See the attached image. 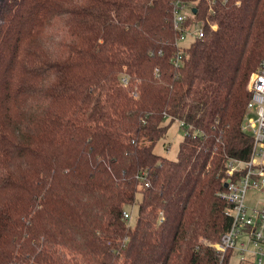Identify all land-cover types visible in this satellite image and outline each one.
Segmentation results:
<instances>
[{
  "label": "trees",
  "instance_id": "1",
  "mask_svg": "<svg viewBox=\"0 0 264 264\" xmlns=\"http://www.w3.org/2000/svg\"><path fill=\"white\" fill-rule=\"evenodd\" d=\"M263 58L264 0H0V264H220Z\"/></svg>",
  "mask_w": 264,
  "mask_h": 264
},
{
  "label": "built area",
  "instance_id": "2",
  "mask_svg": "<svg viewBox=\"0 0 264 264\" xmlns=\"http://www.w3.org/2000/svg\"><path fill=\"white\" fill-rule=\"evenodd\" d=\"M189 4L177 2L174 6V23L178 29L179 42L189 35L204 36L202 22L188 27ZM214 29L216 28L213 27ZM196 30V32H195ZM183 54L174 57L179 62ZM259 67L249 75L248 91L251 93L246 105L242 129L252 137L248 159H234L227 163L225 189L221 197L228 204L225 213L231 224L211 246L219 254L223 264L226 254L241 257L240 264H264V58ZM126 219L131 218L124 212Z\"/></svg>",
  "mask_w": 264,
  "mask_h": 264
},
{
  "label": "rangeland",
  "instance_id": "3",
  "mask_svg": "<svg viewBox=\"0 0 264 264\" xmlns=\"http://www.w3.org/2000/svg\"><path fill=\"white\" fill-rule=\"evenodd\" d=\"M188 27L191 28V30H194V28H195L194 24L188 25ZM195 32H196V30H195ZM194 38H195L194 35H189V37L186 38V41L182 42V44L187 45ZM248 83H249V81H248ZM247 89H248V84H247ZM164 124H167L169 126L168 132H167L166 136L164 138L160 139L159 143L156 145L155 152L159 155L161 154V155L167 156L170 159L175 160V158H177L179 156L178 152L180 149V144L184 140L183 138L185 137L186 131H185V128L182 127V124H180V121L178 119H175L172 122L170 120V118H166L164 120ZM128 213L131 215V218H133L132 224H135V222L137 220L136 219L137 218V215H136L137 214V207H134V209L131 210V212L129 211ZM131 218H129L128 220H131ZM218 238L215 241H213L212 239H209V240L205 241V243H215L218 240ZM240 263H241V257L232 256L231 261H230L229 254H226L225 260L223 262V264H240Z\"/></svg>",
  "mask_w": 264,
  "mask_h": 264
},
{
  "label": "water",
  "instance_id": "4",
  "mask_svg": "<svg viewBox=\"0 0 264 264\" xmlns=\"http://www.w3.org/2000/svg\"><path fill=\"white\" fill-rule=\"evenodd\" d=\"M194 12H196V10H193Z\"/></svg>",
  "mask_w": 264,
  "mask_h": 264
}]
</instances>
